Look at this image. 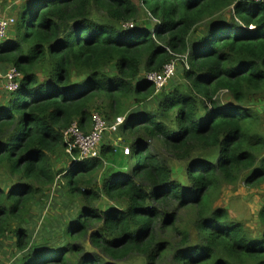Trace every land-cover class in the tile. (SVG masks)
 Listing matches in <instances>:
<instances>
[{"label":"trees","instance_id":"1","mask_svg":"<svg viewBox=\"0 0 264 264\" xmlns=\"http://www.w3.org/2000/svg\"><path fill=\"white\" fill-rule=\"evenodd\" d=\"M12 26L0 249L17 264H264V201L256 235L210 203L222 184H264V0H26ZM177 56L179 78L157 91L145 74ZM94 111L124 117L123 146L76 160L63 132H87ZM59 175L63 213L38 232Z\"/></svg>","mask_w":264,"mask_h":264},{"label":"rangeland","instance_id":"2","mask_svg":"<svg viewBox=\"0 0 264 264\" xmlns=\"http://www.w3.org/2000/svg\"><path fill=\"white\" fill-rule=\"evenodd\" d=\"M25 1L26 0H0V18L6 19L11 23L9 27L2 33V35H0V39L6 37L7 35H12V27H13L12 25H14L16 21L17 12L19 11L20 7L24 4ZM141 14L143 17H145L144 13L141 12ZM223 15L225 17H228V11L226 10L225 12H223ZM196 32L200 33L201 30H197ZM195 37H198V34ZM174 60L176 62V69H175V74L173 77L179 78V72L181 69L179 62H182V61L177 60V59H174ZM0 69H3L2 71L0 70V91H3V92L13 91L11 87V83L13 79L17 76L14 73H12L13 68L8 65H2L0 66ZM20 78L21 76H18L19 80ZM260 105H263V104H260ZM95 112L96 111H94L93 113ZM122 118L124 120V117ZM73 123H76V122L74 121ZM90 126H91V118H90ZM104 133H106V137H108L107 139L115 140L116 134L118 133V131L110 132L107 130V132L105 131ZM117 136L119 135L117 134ZM110 140L106 142H110ZM102 142H103V137L101 139L100 144ZM119 142H120L119 144L121 147V139ZM100 144L95 149L97 153H99L98 150H99ZM113 145L115 146V144ZM75 151L77 154L75 159L76 160L82 159L79 155V152L77 150ZM93 157L95 156H92L91 158ZM199 159H200V156L198 154H195L193 157V160L195 161ZM168 162L171 168L175 170L177 174H179L181 168H183V164L175 160L173 161L171 159H169ZM117 164L118 166H122L125 164V161L122 159L118 160ZM62 179L63 178L60 175L56 177L55 184L57 187L59 183L60 185H62L61 184L63 183ZM9 181H10L9 177L0 174V183H4L6 185V183ZM47 198L48 197L41 199V202L38 203V205H40V211H42L41 220L35 219V221L37 222L36 231L38 232L43 231L44 225H45L44 223H47V224L51 223V217L57 219L56 214L51 211H55L56 213H59V214L63 213V210L60 208V206H62L60 201H58V205L56 204L52 206L51 205L52 200L50 202V200ZM262 201H264V184L260 186H256V187H250V186H246L241 180H239L237 184H234L231 187H228V185L222 184L221 187H219L216 191H213L210 194V203L212 207H218V206L225 207L229 215L232 218L236 219L237 221L243 222L247 227H249L253 235H256L259 230V224L257 222V210ZM34 210L38 211L37 209H34ZM46 213L49 214L50 216L45 217ZM94 252L96 253L98 251L89 250V253H94ZM15 256H17L16 250H14V248L9 243L8 245L0 249V264H17ZM124 264H144V258L142 256H137V257L133 256L132 258H129L128 260H126Z\"/></svg>","mask_w":264,"mask_h":264},{"label":"built area","instance_id":"3","mask_svg":"<svg viewBox=\"0 0 264 264\" xmlns=\"http://www.w3.org/2000/svg\"><path fill=\"white\" fill-rule=\"evenodd\" d=\"M10 24L8 20L0 18V35H2ZM184 58L185 56H177L175 59L185 62ZM175 69L176 62L173 59L166 63L161 70L146 73L145 78L150 81L158 91L174 76ZM12 73L17 75L11 83L12 90H15L19 73L14 68L12 69ZM122 121L123 118L118 117L116 121L109 123L101 114L95 112L91 115V126L87 132H84L76 123H72L63 132V136L68 143L69 149L77 150L82 159L91 158L95 155V149L100 144L104 132L107 130L116 131ZM123 152L124 154H129L128 147H124Z\"/></svg>","mask_w":264,"mask_h":264},{"label":"crops","instance_id":"4","mask_svg":"<svg viewBox=\"0 0 264 264\" xmlns=\"http://www.w3.org/2000/svg\"><path fill=\"white\" fill-rule=\"evenodd\" d=\"M118 130H116V131H110V132H117ZM107 132V131H106ZM118 134V133H117ZM117 134H116V138H115V140H110V139H107L108 137H106V133H104V135H103V142H106V141H108V140H110V142H107V143H109V144H115V146H118L119 148H122V143H121V147H120V139H121V137L120 136H117ZM119 135V134H118ZM113 142V143H112ZM98 152H99V150H98ZM98 155V153L97 152H95V155L94 156H97ZM60 162V161H59ZM61 163V162H60ZM61 165V164H60ZM59 165V166H60ZM59 186V185H58ZM59 195H60V191L57 189V186H56V184H54L53 185V188L51 189V191H50V194H49V198H47V199H49L50 200V202H51V200H52V203H51V205L53 206V201L57 198L58 199V197H59Z\"/></svg>","mask_w":264,"mask_h":264}]
</instances>
